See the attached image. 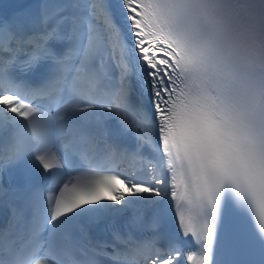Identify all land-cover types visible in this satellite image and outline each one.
<instances>
[{"label": "snow or ice", "instance_id": "6c2138e0", "mask_svg": "<svg viewBox=\"0 0 264 264\" xmlns=\"http://www.w3.org/2000/svg\"><path fill=\"white\" fill-rule=\"evenodd\" d=\"M5 176L0 264H216L229 205L264 238V0L0 19Z\"/></svg>", "mask_w": 264, "mask_h": 264}, {"label": "bare ground", "instance_id": "6f19581e", "mask_svg": "<svg viewBox=\"0 0 264 264\" xmlns=\"http://www.w3.org/2000/svg\"><path fill=\"white\" fill-rule=\"evenodd\" d=\"M15 1V3H13ZM21 0H0V18L2 17V14H4V10L8 6V4H17V2H20Z\"/></svg>", "mask_w": 264, "mask_h": 264}]
</instances>
